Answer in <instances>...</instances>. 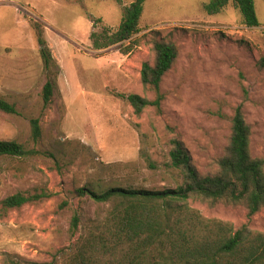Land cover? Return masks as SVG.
Masks as SVG:
<instances>
[{"label": "rangeland", "instance_id": "374dc122", "mask_svg": "<svg viewBox=\"0 0 264 264\" xmlns=\"http://www.w3.org/2000/svg\"><path fill=\"white\" fill-rule=\"evenodd\" d=\"M209 1L147 0L138 34L97 49L91 34L116 30L133 0H0V97L18 110H0V139L38 152L0 156V264L50 261L91 221L103 220L112 203L80 197L79 188L176 187L182 176L171 166L175 137L201 174L216 172L238 108L252 128V155L264 159V0H256L261 25L252 28L232 0L217 14L204 8ZM36 24L58 64L49 105L43 88L53 75L44 69ZM168 36L180 53L163 79V100L137 114L119 94L156 99L141 69L154 60V40ZM33 118L40 120L38 141ZM20 191L49 197L4 210V198ZM190 204L206 217L264 232V208L249 216L244 206Z\"/></svg>", "mask_w": 264, "mask_h": 264}, {"label": "trees", "instance_id": "16d2710c", "mask_svg": "<svg viewBox=\"0 0 264 264\" xmlns=\"http://www.w3.org/2000/svg\"><path fill=\"white\" fill-rule=\"evenodd\" d=\"M121 2V0H117ZM231 0H210L204 8L211 14L223 11ZM248 27L261 25L256 0H232ZM147 0H133L124 9L116 30L102 26L91 34L97 49L128 40L140 32V22ZM98 19V22H101ZM41 44L44 69L49 77L43 88L46 105L52 101L58 64L47 46L43 31L36 24ZM154 60L142 65L141 79L146 89L157 93L155 100L137 93L119 94L137 114L147 107H160V93L165 75L179 56L180 48L172 37L154 40ZM0 110L17 114L14 103L0 97ZM32 136H41L40 120H31ZM252 128L241 108L232 122V132L225 155L214 173L201 174L189 149L180 138H173L170 150L171 166L182 181L176 187L146 189L114 186L101 192L79 188L78 196L89 195L97 202H111L107 216L91 221L77 243L59 250L50 261L29 264H264V232L247 224L236 227L233 222L204 216L191 200L207 201L211 205L244 206L249 216L264 208V159L251 151ZM16 139H0V156L28 158L36 155ZM49 197L41 192H17L2 201L8 211ZM80 217L72 219L71 232L79 230ZM14 264H24L15 262Z\"/></svg>", "mask_w": 264, "mask_h": 264}]
</instances>
